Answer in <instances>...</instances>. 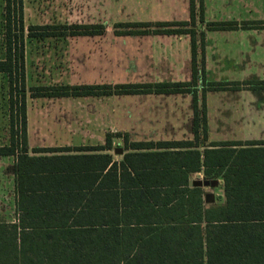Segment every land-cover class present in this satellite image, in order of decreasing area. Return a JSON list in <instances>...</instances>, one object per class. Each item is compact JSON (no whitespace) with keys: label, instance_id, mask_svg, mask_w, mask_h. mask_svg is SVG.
Wrapping results in <instances>:
<instances>
[{"label":"trees","instance_id":"obj_1","mask_svg":"<svg viewBox=\"0 0 264 264\" xmlns=\"http://www.w3.org/2000/svg\"><path fill=\"white\" fill-rule=\"evenodd\" d=\"M4 1V58L0 74L19 86V135L10 102L12 137L0 146V158L16 157L14 220H0V264H264V141H206L205 105L197 92L221 90L205 80L203 38L197 45L195 0L190 22L156 23L155 34L191 38V81L146 85L34 88L32 97H79L130 94L193 96V140L130 143L123 137L120 161L109 155L80 156L79 170L60 168L59 159H30L26 152V100L22 0ZM200 9L202 3L200 0ZM97 27V28H95ZM146 24L115 28L116 35H142ZM210 30L236 24H208ZM102 26L30 27L43 36L97 35ZM57 30V31H56ZM20 33L17 36L16 33ZM59 33V34H57ZM33 37V36H31ZM264 89V82L247 83ZM12 87V86H11ZM12 95V92H10ZM121 134H107L111 149ZM57 151L56 149L49 150ZM68 159H74L68 158ZM72 163H70V166ZM110 165V166H109ZM222 182L219 204L204 203V188L192 176Z\"/></svg>","mask_w":264,"mask_h":264},{"label":"crops","instance_id":"obj_2","mask_svg":"<svg viewBox=\"0 0 264 264\" xmlns=\"http://www.w3.org/2000/svg\"><path fill=\"white\" fill-rule=\"evenodd\" d=\"M118 1L119 7L128 12L129 16L138 18L137 24L147 25L138 29L147 33L116 35L115 30L102 26L97 35L70 36L69 38L83 36L82 38L92 39L70 42L62 47L76 50L72 55L76 54L79 59L85 60L84 64L88 66V76L85 79L79 78L83 82L77 86L113 87L154 82H189L192 58L190 36L155 34L154 31L159 28L154 24H189L190 0ZM201 3L200 9V0H195V23L188 28L195 30L197 45L200 44L202 34L203 52L199 51L197 59L204 60L205 80L225 85L223 89L216 91L247 94L250 89L245 84L251 81L264 82V0H201ZM208 24H236V27L210 30ZM188 96L191 95L111 94L55 97L62 100L79 99V102L87 103L43 109L41 114L47 116H42L40 122L33 126L30 125L29 114L26 113V152L23 154L30 159L58 158L60 168L79 170L80 160L76 158L80 156L109 155L113 160L120 161L124 154L145 152L126 150L124 136H127L130 143L192 141L191 135L170 136L164 133V130L169 129H186L189 132L192 130L193 105H182L178 100L187 99ZM113 99L122 101L119 109L111 108ZM244 109L235 108L236 112H240L237 118L248 123V127L260 121L264 122V118L261 120L263 116L257 117L253 114V109ZM205 120L207 124V115ZM113 133L121 134V138L113 140L111 149H86L105 145L106 135ZM32 137L35 138L34 141H31ZM261 141L264 139L233 142ZM210 143L212 142L208 140L206 133V141L200 140L199 150H203ZM117 148L122 151L120 155L114 153ZM51 149L57 151L50 152ZM72 157L74 159H68ZM9 158L13 159L14 166L16 157ZM199 176L201 174L192 176L189 184L194 177ZM12 183L14 201V172Z\"/></svg>","mask_w":264,"mask_h":264},{"label":"rangeland","instance_id":"obj_3","mask_svg":"<svg viewBox=\"0 0 264 264\" xmlns=\"http://www.w3.org/2000/svg\"><path fill=\"white\" fill-rule=\"evenodd\" d=\"M119 3L120 1L118 0H22L25 100L26 113L29 114L28 119L31 126L39 123V119L42 116H47L41 114L43 109H54L64 104L79 105L87 103V101H80V103L79 99L62 100L55 97H32V92L34 88L74 87L80 85L83 80H79V78L84 77L85 79L88 76L86 70L88 66L84 64L86 63L85 60L79 59L76 54L72 55V53L77 52L76 50H67L62 47L70 42H84L92 39L82 38L83 36L69 38V35L41 37L40 31L42 30L30 31V27H42L43 31L46 32L45 28H53L54 26H107L114 31L120 25L139 23L138 18L129 16L128 12L119 7ZM3 11L4 1L0 0V59H3L5 54ZM16 34L19 36L20 33L17 32ZM189 81H191L190 78ZM255 82L260 81H251L249 83L253 84ZM158 83L168 82H154L153 84ZM201 86L200 82L197 102L200 108L202 104L205 105L207 115L206 131L210 142L225 143L264 139V122L260 121L254 126L248 127V123L237 118L240 112L235 110L237 107H241V109L248 107V109H253L252 112L257 117L263 116L261 117L262 120L264 118V89H250L247 94H232L230 92L224 93L212 90L204 92ZM10 92H12V95ZM20 100L21 94L15 77H13L11 84L5 74H0V146H7L11 142V101L14 103L13 113L17 124L15 131L18 132L17 137H20V113L18 110ZM178 100L182 105L187 106L189 103L193 105L192 95L188 96L187 99L179 98ZM122 104L120 99H113L110 106L112 109H119ZM164 133H168L170 136L173 134H176V136L186 134L193 137L192 130L189 132L186 129H169L164 130ZM34 139L32 137L31 141H34ZM197 179L203 180L202 176L194 177V180ZM12 182L13 159H0V220L3 221L14 220ZM222 187V182L220 181L219 186L215 189L204 188L205 194H214V204H219L223 201L222 198L218 199V196L223 197Z\"/></svg>","mask_w":264,"mask_h":264},{"label":"water","instance_id":"obj_4","mask_svg":"<svg viewBox=\"0 0 264 264\" xmlns=\"http://www.w3.org/2000/svg\"><path fill=\"white\" fill-rule=\"evenodd\" d=\"M115 154H121L122 151L121 149L117 148L114 152ZM190 186L194 187V188H211V189H215L219 186V181L218 180H202V179H197V180H193L190 183ZM221 196H218V199H221ZM215 202V196L212 193H207L204 195V203L206 205H211L214 204Z\"/></svg>","mask_w":264,"mask_h":264}]
</instances>
